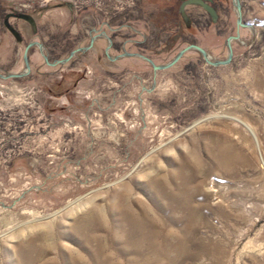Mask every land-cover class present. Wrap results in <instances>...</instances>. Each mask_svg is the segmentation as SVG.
<instances>
[{"label":"rangeland","instance_id":"obj_1","mask_svg":"<svg viewBox=\"0 0 264 264\" xmlns=\"http://www.w3.org/2000/svg\"><path fill=\"white\" fill-rule=\"evenodd\" d=\"M240 2L255 32L238 29L243 42H232L227 65L191 50L154 73L139 58L115 65L100 40L96 52L55 66L32 47L29 73L0 79V202L11 206H0V264H264V0ZM179 4L0 0V72L23 70L29 40L53 61L86 45L100 25L120 30L117 45L141 39L132 26L145 30L142 7H167L170 23L127 51L160 64L195 43L224 58V40L237 31L231 0H216V23L202 17L190 27ZM13 10L36 20L33 33L10 18L21 41L4 25ZM58 66L96 78L79 89L82 102L52 113L41 87L52 79L40 73ZM158 178L167 195L181 191L179 206L156 191Z\"/></svg>","mask_w":264,"mask_h":264},{"label":"water","instance_id":"obj_2","mask_svg":"<svg viewBox=\"0 0 264 264\" xmlns=\"http://www.w3.org/2000/svg\"><path fill=\"white\" fill-rule=\"evenodd\" d=\"M212 3H213V0H181V3L179 5L178 10H179V13H180L182 19L186 22V24H188V22H189V17L186 13V7L187 6L200 7L209 15L211 22L216 23L218 18H219V14H218L217 9L213 6ZM231 3L233 6V10H234L235 23L237 26V31L234 35H229L224 40V44H225L226 49H227V54L222 59H218V58L213 57L212 55H210V53L206 49H204L203 47H201L195 43L187 44L186 46L181 48L177 53H175V55L169 61L164 62V63H160V64H156L152 60V58H150L149 56H146L145 54H142L139 52H130V51H127L124 47H122L120 54H117L115 56H111L109 54V48H110L111 40H110L109 36L103 31L100 34L90 35L89 43L87 45L78 46L77 48L71 50L67 54V56H65L64 58L56 59L53 61L48 60V56L46 55V53L44 51L43 44L40 41L29 40L27 42V44L25 45V48H24V51L22 54V60H23V64H24L23 70L19 71V72H9V71H4L3 73L0 72V79L6 80V79H10V78H19V77L26 76L30 71L29 50L32 47L38 48L44 62L47 65H49V66L64 65L68 61H70V59L73 56H75L77 53H83V52L91 49L93 47L95 40L101 39V38L106 39L108 41V45L105 48V55L110 61L114 62V61H116L120 58H123V57L139 58V59L145 61L146 63H148L149 66L152 68L154 73L156 71L168 69V68L174 66L182 58V56L186 52L191 51V50L196 51L200 55V57L203 59V61L209 65H212V66L227 65L230 63V61L232 59V54H233L232 42L233 41L243 42V41H241L238 29L239 28L250 29L252 31L253 35L255 32L254 26L250 23H247L242 17L240 0H231ZM66 6L71 9V4L67 3ZM10 18H15V19H19V20H23V21L27 22L30 25L31 31L33 33L36 32V20L32 14L26 13L23 11L13 10V11H11L5 15L4 25L8 29V31L13 35V37L16 39V41H21L22 36H21L20 32L18 31V29L13 24L10 23V21H9ZM154 86H155V82H153L150 85V87L146 90L148 92H150L154 89ZM0 206L6 207V208L11 207L10 205H6L2 202H0Z\"/></svg>","mask_w":264,"mask_h":264},{"label":"crops","instance_id":"obj_3","mask_svg":"<svg viewBox=\"0 0 264 264\" xmlns=\"http://www.w3.org/2000/svg\"><path fill=\"white\" fill-rule=\"evenodd\" d=\"M189 8L190 7H187V10H189ZM145 9H146L145 7L144 8L142 7V13H146L147 17H143V19L137 18L138 21L143 23L145 30H142L139 27L137 28V26L136 27L132 26L133 29L137 31L136 33L140 34V37L141 39H143V41L147 40V38L151 37L157 31L163 29V27L167 26L170 23V17L169 18L167 17L169 16L167 7H165L164 9L161 8L159 11L157 10L158 12H154L153 14L148 9H146L145 12ZM156 15H160L161 17L156 18ZM157 20H160L162 25H158ZM160 41L161 39H159L158 36L157 43H160ZM97 45H95V50H93L94 52L98 50L99 46ZM120 61L121 60L119 59L115 61L114 64L118 65ZM40 74L48 75L52 79V83L50 85L48 83L46 85L44 84L41 85L42 89L44 90L45 97L47 98L45 104L49 103L48 106L51 112L57 110V108L63 103L64 104L66 103L68 107H72L74 106L76 101L82 102L83 101L82 96L78 95L80 91L79 89L82 88L84 92L85 89L89 88L90 85L89 82H91L93 78H96V76L93 74L92 75L84 74L82 72H78V70L74 68L70 70L69 69L64 70V67L61 66H58L56 69L53 70L41 71ZM98 76H101V72H98ZM48 85L51 87H55L58 93L51 92V89L49 88ZM58 100L60 102H58Z\"/></svg>","mask_w":264,"mask_h":264},{"label":"flooded vegetation","instance_id":"obj_4","mask_svg":"<svg viewBox=\"0 0 264 264\" xmlns=\"http://www.w3.org/2000/svg\"><path fill=\"white\" fill-rule=\"evenodd\" d=\"M180 3H181V0H180ZM213 6L217 9V11H218V5L216 4V0H213ZM180 5V4H179ZM188 7V6H187ZM187 7H186V13H187V15H188V17H189V22H188V24H186V22L182 19V17H181V15H180V13H179V10H178V13H179V17L181 18V21L183 22V24L186 26V27H190L191 25H195V24H200V22H201V19H202V17L204 18H209V20L211 21V19H210V17H209V15L203 10V9H201L200 7H197V6H192L193 7V9L192 10H187ZM179 8V7H178ZM219 14V13H218ZM19 20V19H18ZM132 28V27H131ZM114 29V28H113ZM116 30H114V31H112L111 33H113L112 35H110L109 34V32L106 30V29H103L102 28V25H100V26H98V27H96V28H93V29H91L90 31H89V33H88V43H89V39H90V35H96V34H100L101 32H105L108 36H109V38H110V40H111V44H110V48H109V54L111 55V56H115V55H117V54H120L121 53V50H122V47H124L125 48V45H126V43H129V42H131L132 43V45H136V46H140V44L142 43V42H145V41H143V39H141V40H138V39H136L135 37H130V38H127V39H124V40H121V42L117 45L116 43H118L117 42V32L118 31H120V30H118L117 28H115ZM134 30V29H133ZM111 31V30H110ZM135 31V30H134ZM137 31H135L134 33L135 34H137L136 33ZM134 34V35H135ZM136 36V35H135ZM100 40H104V42H105V44H104V47H103V54L105 55V48H106V46L108 45V41L106 40V39H103V38H101V39H97V40H95V42H94V44H93V47L95 48V45H97V44H99L100 42ZM99 42V43H98ZM87 43V44H88ZM86 44V45H87ZM97 46H99V45H97ZM92 47V48H93ZM77 48V47H76ZM126 49V48H125ZM90 50V49H89ZM86 52V51H85ZM140 53V52H139ZM143 54V53H142ZM76 55H78V53L76 54ZM75 55V56H76ZM106 56V55H105ZM73 58V57H72Z\"/></svg>","mask_w":264,"mask_h":264},{"label":"bare ground","instance_id":"obj_5","mask_svg":"<svg viewBox=\"0 0 264 264\" xmlns=\"http://www.w3.org/2000/svg\"><path fill=\"white\" fill-rule=\"evenodd\" d=\"M226 160H228V158H226ZM151 184L156 188V191L157 192H159L161 195L163 194V195H165V197L167 198V199H169L170 201H171V205L174 207H176V205H178L179 206V204H180V193H181V191L180 190H178V191H171L168 195H167V193L164 191V190H167V184H165L164 182L162 183L161 182V180H159V178L158 179H155V180H152L151 181ZM160 188H159V187ZM183 191H185V190H183ZM151 237L152 238H155L156 236H155V234H152L151 235ZM168 237V235H166V236H164L163 237V239L165 240L166 238ZM165 245V244H164ZM198 247H200V249L202 248L204 251H208L209 252V249L208 248H205V247H203V246H200V244H198ZM164 251V250H163ZM191 257V256H190ZM190 262L192 261V258H190V260H189ZM189 264H192V262L191 263H189Z\"/></svg>","mask_w":264,"mask_h":264},{"label":"built area","instance_id":"obj_6","mask_svg":"<svg viewBox=\"0 0 264 264\" xmlns=\"http://www.w3.org/2000/svg\"><path fill=\"white\" fill-rule=\"evenodd\" d=\"M42 96H43V94H42Z\"/></svg>","mask_w":264,"mask_h":264}]
</instances>
